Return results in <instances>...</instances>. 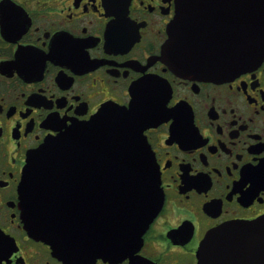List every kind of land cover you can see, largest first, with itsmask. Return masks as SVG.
<instances>
[{
  "label": "flooded vegetation",
  "instance_id": "flooded-vegetation-1",
  "mask_svg": "<svg viewBox=\"0 0 264 264\" xmlns=\"http://www.w3.org/2000/svg\"><path fill=\"white\" fill-rule=\"evenodd\" d=\"M176 3L0 0V264H72L25 228L27 155L140 97L162 205L131 257L92 264H196L207 232L264 217V56L233 75L175 73L163 49ZM198 5L207 28L220 6Z\"/></svg>",
  "mask_w": 264,
  "mask_h": 264
},
{
  "label": "water",
  "instance_id": "water-1",
  "mask_svg": "<svg viewBox=\"0 0 264 264\" xmlns=\"http://www.w3.org/2000/svg\"><path fill=\"white\" fill-rule=\"evenodd\" d=\"M202 1L177 0L163 49L170 69L219 77L255 66L264 56V0H209L220 11L209 13L207 28L199 25L208 16L199 10ZM147 113L142 97L128 107L104 105L27 155L19 184L25 228L58 258L92 264L138 249L163 201L142 134ZM196 258V264H264V217L210 230Z\"/></svg>",
  "mask_w": 264,
  "mask_h": 264
}]
</instances>
